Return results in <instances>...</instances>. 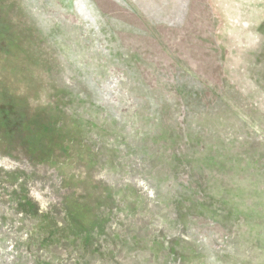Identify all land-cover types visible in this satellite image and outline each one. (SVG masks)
Listing matches in <instances>:
<instances>
[{"label":"rangeland","instance_id":"1","mask_svg":"<svg viewBox=\"0 0 264 264\" xmlns=\"http://www.w3.org/2000/svg\"><path fill=\"white\" fill-rule=\"evenodd\" d=\"M0 264H264V0H0Z\"/></svg>","mask_w":264,"mask_h":264}]
</instances>
